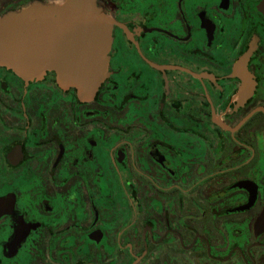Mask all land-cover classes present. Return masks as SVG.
I'll return each instance as SVG.
<instances>
[{
    "label": "flooded vegetation",
    "instance_id": "af4514ba",
    "mask_svg": "<svg viewBox=\"0 0 264 264\" xmlns=\"http://www.w3.org/2000/svg\"><path fill=\"white\" fill-rule=\"evenodd\" d=\"M97 5L93 100L0 65V264H264V0Z\"/></svg>",
    "mask_w": 264,
    "mask_h": 264
},
{
    "label": "water",
    "instance_id": "95a60500",
    "mask_svg": "<svg viewBox=\"0 0 264 264\" xmlns=\"http://www.w3.org/2000/svg\"><path fill=\"white\" fill-rule=\"evenodd\" d=\"M111 39L97 0L35 4L0 21V65L26 81L54 71L62 88L91 101L108 77Z\"/></svg>",
    "mask_w": 264,
    "mask_h": 264
},
{
    "label": "rangeland",
    "instance_id": "374dc122",
    "mask_svg": "<svg viewBox=\"0 0 264 264\" xmlns=\"http://www.w3.org/2000/svg\"><path fill=\"white\" fill-rule=\"evenodd\" d=\"M65 0H59V1H51V3H47V4H43V5H49V6H56V5H59V4H61V3H63ZM35 4H39V5H41L42 3H34V4H32V5H35ZM12 14V13H11ZM8 15H10V14H7V15H5V16H3L2 18H1V20L0 21H2L3 20V18L4 17H6V16H8Z\"/></svg>",
    "mask_w": 264,
    "mask_h": 264
}]
</instances>
